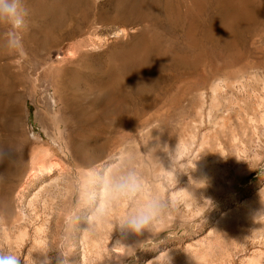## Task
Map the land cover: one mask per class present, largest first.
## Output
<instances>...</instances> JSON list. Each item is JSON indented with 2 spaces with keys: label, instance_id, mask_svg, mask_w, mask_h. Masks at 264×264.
<instances>
[{
  "label": "rangeland",
  "instance_id": "rangeland-1",
  "mask_svg": "<svg viewBox=\"0 0 264 264\" xmlns=\"http://www.w3.org/2000/svg\"><path fill=\"white\" fill-rule=\"evenodd\" d=\"M26 2L19 46L0 25V249L264 264V70L242 66L264 55V18L225 35L224 0ZM129 164L170 203L139 236L116 226L127 201L87 195L92 170Z\"/></svg>",
  "mask_w": 264,
  "mask_h": 264
},
{
  "label": "clouds",
  "instance_id": "clouds-1",
  "mask_svg": "<svg viewBox=\"0 0 264 264\" xmlns=\"http://www.w3.org/2000/svg\"><path fill=\"white\" fill-rule=\"evenodd\" d=\"M29 9L26 0H0V25L8 26L7 45L11 48L19 46L24 31L28 27ZM97 192L108 203L127 201L129 211L116 226L137 236L150 232L154 221L169 207V201L158 195H146L145 184L137 169L125 165L113 172L99 169L89 174V199H95ZM100 216L105 215V205L98 208ZM44 259L34 264H69L66 256L61 253L54 260L46 253ZM0 264H25L21 255L0 249ZM171 264V261H170Z\"/></svg>",
  "mask_w": 264,
  "mask_h": 264
},
{
  "label": "bare ground",
  "instance_id": "bare-ground-1",
  "mask_svg": "<svg viewBox=\"0 0 264 264\" xmlns=\"http://www.w3.org/2000/svg\"><path fill=\"white\" fill-rule=\"evenodd\" d=\"M246 1H245V3L250 4L252 6V8L246 7L245 4H239L236 7L235 6L236 3H234V0H224V2H223L224 14H223V19H222V25H223V29H224L225 35L228 34V32H231L232 30H234V27H237V25H239V24H245V23H247V22H249L251 20H256L257 22H261L263 20V18H264V0H248L247 2ZM183 28L185 29V27H183ZM164 33H165V31L163 32V35H164ZM166 34H167V32H166ZM168 37H171L170 34L168 35ZM162 39H164V38H162ZM164 41H162V43ZM185 44L188 45V43H185ZM161 51H162V48H161ZM242 66H252V67H255V68H262L264 70V55L261 56V57L255 58L254 60H252L250 62L247 61V62L243 63ZM44 190L48 191L49 188L45 187ZM3 222H5V221H3Z\"/></svg>",
  "mask_w": 264,
  "mask_h": 264
}]
</instances>
